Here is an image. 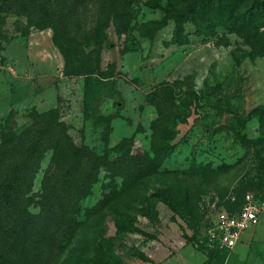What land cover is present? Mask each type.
<instances>
[{
    "label": "rangeland",
    "instance_id": "rangeland-1",
    "mask_svg": "<svg viewBox=\"0 0 264 264\" xmlns=\"http://www.w3.org/2000/svg\"><path fill=\"white\" fill-rule=\"evenodd\" d=\"M174 16L0 0V264L219 262L217 216L264 202V58Z\"/></svg>",
    "mask_w": 264,
    "mask_h": 264
},
{
    "label": "trees",
    "instance_id": "trees-1",
    "mask_svg": "<svg viewBox=\"0 0 264 264\" xmlns=\"http://www.w3.org/2000/svg\"><path fill=\"white\" fill-rule=\"evenodd\" d=\"M163 4L165 10L175 15L174 18L194 25L201 23L208 35L214 32V28L227 29L230 34L254 45L253 54L264 58V0H163ZM234 134L240 139L239 133ZM256 199L264 204L261 199ZM243 202L244 198L238 211L229 214H237ZM0 203L9 206L10 196L0 195ZM214 250L216 248L210 251Z\"/></svg>",
    "mask_w": 264,
    "mask_h": 264
},
{
    "label": "built area",
    "instance_id": "built-area-1",
    "mask_svg": "<svg viewBox=\"0 0 264 264\" xmlns=\"http://www.w3.org/2000/svg\"><path fill=\"white\" fill-rule=\"evenodd\" d=\"M258 201L254 196L247 195L237 214L220 213L212 228L201 239V245L207 250L233 249L242 235L258 224L260 216L264 213V204Z\"/></svg>",
    "mask_w": 264,
    "mask_h": 264
},
{
    "label": "crops",
    "instance_id": "crops-1",
    "mask_svg": "<svg viewBox=\"0 0 264 264\" xmlns=\"http://www.w3.org/2000/svg\"><path fill=\"white\" fill-rule=\"evenodd\" d=\"M216 251L219 254L213 256H221L219 262L207 260V254L192 249H187L186 255L193 260L192 264H264V213L258 224L247 230L233 249L216 248Z\"/></svg>",
    "mask_w": 264,
    "mask_h": 264
},
{
    "label": "water",
    "instance_id": "water-1",
    "mask_svg": "<svg viewBox=\"0 0 264 264\" xmlns=\"http://www.w3.org/2000/svg\"><path fill=\"white\" fill-rule=\"evenodd\" d=\"M258 203H259V201H258Z\"/></svg>",
    "mask_w": 264,
    "mask_h": 264
}]
</instances>
